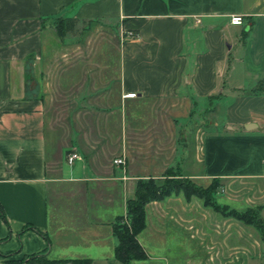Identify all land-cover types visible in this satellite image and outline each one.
<instances>
[{"label": "crops", "instance_id": "0c3cea01", "mask_svg": "<svg viewBox=\"0 0 264 264\" xmlns=\"http://www.w3.org/2000/svg\"><path fill=\"white\" fill-rule=\"evenodd\" d=\"M232 15L242 23H229ZM57 17L122 33V98L169 102L187 118L203 108L193 153L200 171L189 176L217 178L218 203L258 208L264 224V0H0V264L37 253L122 264L111 224L133 196L129 166L99 169L76 150L71 163L69 152L57 169L47 166L43 102L24 72ZM136 238L146 257L129 264H264L253 226L181 193L146 203Z\"/></svg>", "mask_w": 264, "mask_h": 264}, {"label": "rangeland", "instance_id": "374dc122", "mask_svg": "<svg viewBox=\"0 0 264 264\" xmlns=\"http://www.w3.org/2000/svg\"><path fill=\"white\" fill-rule=\"evenodd\" d=\"M121 35L113 26L77 22L63 39L54 32L39 59L25 66L26 86L37 88L43 102L47 166L57 169L76 150L99 169L129 166L136 179L179 174L193 181L189 175L200 171L194 136L207 125L203 108L187 118L169 102L122 98L115 71ZM221 195L219 185L216 203Z\"/></svg>", "mask_w": 264, "mask_h": 264}, {"label": "trees", "instance_id": "16d2710c", "mask_svg": "<svg viewBox=\"0 0 264 264\" xmlns=\"http://www.w3.org/2000/svg\"><path fill=\"white\" fill-rule=\"evenodd\" d=\"M78 19L73 17H57L53 23V29L59 39L72 33ZM86 25L97 22L96 20H81ZM245 38V32L241 34V40ZM219 180L212 178L205 187L195 184L186 176L176 174L173 177L167 174L165 178L157 182L152 178H137L134 184L133 196L125 202V214L117 216L111 224V231L117 243L113 249L114 257L122 264H129L131 260H140L146 257L144 250L137 241V234L144 227V205L151 201H159L169 195L181 193L187 201L191 197L201 200L205 207L219 213L223 217H231L245 224L253 226L261 240L264 241V224L258 216V208L236 210L224 204L215 202L214 193L219 186ZM0 216L3 219L0 211ZM6 264H91L86 257L75 258H49L44 253L23 256L18 259L9 258Z\"/></svg>", "mask_w": 264, "mask_h": 264}, {"label": "built area", "instance_id": "2783aa9c", "mask_svg": "<svg viewBox=\"0 0 264 264\" xmlns=\"http://www.w3.org/2000/svg\"><path fill=\"white\" fill-rule=\"evenodd\" d=\"M229 23L239 25L242 23V19L239 15H232L229 17ZM128 35H131V32H127ZM126 97H133L134 93H126ZM79 156L75 152H71L67 155L66 161L67 163H71L74 159H78ZM115 162H119V160H115Z\"/></svg>", "mask_w": 264, "mask_h": 264}]
</instances>
